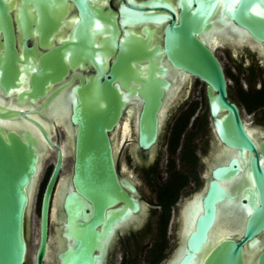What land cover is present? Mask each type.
Here are the masks:
<instances>
[{
    "label": "water",
    "instance_id": "1",
    "mask_svg": "<svg viewBox=\"0 0 264 264\" xmlns=\"http://www.w3.org/2000/svg\"><path fill=\"white\" fill-rule=\"evenodd\" d=\"M60 1L0 0V264H26L30 194L44 150L33 128L54 156L40 203L36 264L67 160L58 222L75 247L66 264H96L93 251L103 236L116 227L112 241L116 230L138 227L146 215L135 186L117 174L109 133L135 105L138 146L150 148L188 77L204 86L212 131L235 155L211 172L191 203L185 246L173 264H246L245 251L248 264H264V137L250 136L210 47L222 36L236 51L250 46L264 56V0H127L116 11L72 0L78 19L54 44ZM36 115L66 119L71 155H63ZM231 154L214 152L211 167ZM238 174L239 213L222 209L235 196L220 185ZM225 231L238 236L218 240Z\"/></svg>",
    "mask_w": 264,
    "mask_h": 264
},
{
    "label": "flooded vegetation",
    "instance_id": "2",
    "mask_svg": "<svg viewBox=\"0 0 264 264\" xmlns=\"http://www.w3.org/2000/svg\"><path fill=\"white\" fill-rule=\"evenodd\" d=\"M134 1L138 2L141 0ZM18 2L19 0H12L13 5H16ZM126 2L127 0L88 1V3L92 6H100L103 11H107L108 9L116 11V9L121 4ZM59 3H61V7L60 12L55 16V22L56 25H58V30L54 34V44H57V40L62 39L65 32L67 33V30L69 29L68 27L72 26L78 19L77 10L72 0L60 1ZM28 8L31 11V5H28ZM31 42L32 41L30 40L27 43V46L30 47ZM211 44L212 45L210 47L212 48V50H216L217 48H221L224 46V48L226 49L225 51L228 52V56L231 59L232 63L242 69H246V65L239 63L235 58L236 56L248 57V69L251 74L255 70L257 71L260 82H251L252 79L249 77L247 81L251 85H248L245 96L251 97L256 91H264V69H262L264 67L262 65L264 64V57L259 55L258 51L256 50L257 48L245 46L242 50L236 51L235 45L230 43L222 36H218V38L216 37L212 39ZM17 50L20 53L19 48ZM243 63H245V60H243ZM192 80L197 81L202 89V105L206 107V114L209 118L210 126H207V128L210 129V137H208V140H206L205 144H203L204 141H201L200 144L196 142L195 137L197 135V132L195 133L193 131H190L189 129L193 126V123L197 118V113L201 109V107L198 108V106L193 105V103H188L185 109L174 120L172 126L169 129L166 141L164 142L166 148V163L165 167L160 168L159 165L162 160V156L159 147L161 148L162 145L164 134L163 128L166 124V121L172 116V110L174 106H176V104L178 105L181 102H186V99L189 98ZM257 84L258 88H255ZM228 98L230 101L234 102L237 105L242 117L241 107L238 102H236L231 97V93L229 90ZM130 108H128V110H130ZM260 108L264 109V98L261 100V104L255 109L250 110L247 105L245 106L248 114H255V112H257L256 110ZM128 110L126 109L123 112V116L119 122L117 131L115 129L114 131L110 132L109 136L111 137L113 145L115 143L117 174L119 177H123L135 186L136 198L138 199L140 207L142 204L146 207V215L144 220L138 227L130 226L124 231L116 230V236L112 241V234L114 233L116 227L114 228L111 235L103 236L100 239V246L94 249L93 255L96 256V264H173L175 259H177L181 248L185 246V240H183L184 238L182 239L180 237L186 238L185 233L186 229L188 228H186V226L188 224V216L190 215L189 210L191 203H194L195 206L198 199L202 196L208 182L211 179V172L216 167L223 165V163H225L228 159L234 157L235 152L234 150L220 144L215 134L213 133L204 86L197 79L186 80L177 100L171 103L170 110L167 112V114H165L164 122L160 125L161 127L158 131V136L155 144L147 150L141 149L137 143L135 123L136 110L132 117L128 113ZM35 118L45 127L50 138L52 139V131L54 130L56 125H59L60 127H62V129L64 128L62 124H58L56 121L53 122V120H48L45 118L42 119L41 116ZM247 122L248 121L244 120L247 130H249L250 132V136L255 140H259L260 138H262V135L259 134V130L251 127ZM26 125L31 126L27 123ZM205 125V121L202 122V124L199 125V127L201 128L199 131H201L203 127H205ZM31 127L33 128V126ZM33 130L44 148L41 157V169L36 181L38 182V186H40L41 182L39 183V177L42 170V163L45 155L48 154L49 147L41 139L35 128H33ZM64 135L65 140L68 142L69 138H71L70 133L67 131L65 132L64 130ZM112 135H114L115 139L112 138ZM53 141L58 143L55 140ZM58 145L61 147L64 154V146L66 144L64 145V143H58ZM118 147L120 148L118 149ZM135 147L137 148L136 150H134ZM122 151L125 152L124 155L127 157L125 160V164H121V162L118 161V159H120L118 155ZM214 152H231L232 154L222 163L211 167V158ZM66 154L68 156V151H66ZM52 166L47 177L45 178L40 193L39 211L42 194L52 171ZM179 166L181 167V169L178 168ZM198 166L202 172V186L198 191L189 193V186L191 185V183L199 181L197 174ZM130 167H132L133 174H138V176L141 175L142 180L147 185L154 188L155 202L153 204L151 203L150 210H148L147 207L149 206V204H146L141 199L139 185L133 180L132 173L127 172V168ZM64 171L65 168L61 172V176H59V178L57 179V183L55 186L56 188H54V192L52 194V202L50 203L48 216L46 248L45 254L42 258V264H66L68 260L67 256L69 255L68 250L75 247L72 238L68 237L65 234V228L62 225V221L58 222L60 190L61 186L64 183L67 185V179L62 177V175L66 174H64ZM226 184L230 185L226 186ZM220 185L232 196H235V200L233 201V203L227 204V206L222 207V209L226 208L227 210H232L239 213L240 209L238 208V205L236 203L240 190L244 188V183L242 182L239 174L230 180L221 182ZM38 186L36 188V194L38 193ZM54 208L56 209L54 210ZM31 209L32 204L30 207V211ZM139 212H141V209L139 210ZM150 216H152L153 219L156 218L157 220H155L153 225L149 223L147 226H145L144 221L147 217ZM62 217L63 216H61V219ZM181 220L184 221V224ZM237 232L225 231V236H220L218 240L230 237L231 235L238 236ZM182 240L184 243L182 242ZM27 243L28 254L26 264H36L35 256L39 243L38 223L35 228V232H32L31 229H29L27 233ZM245 255L247 261L246 251Z\"/></svg>",
    "mask_w": 264,
    "mask_h": 264
},
{
    "label": "rangeland",
    "instance_id": "3",
    "mask_svg": "<svg viewBox=\"0 0 264 264\" xmlns=\"http://www.w3.org/2000/svg\"><path fill=\"white\" fill-rule=\"evenodd\" d=\"M226 49L223 47H219L215 50V53L218 57V59L220 60L224 73L226 75V79H227V83H228V90L231 93V97L238 102V104L241 107V111H242V117L245 121H248L247 123L250 124L251 127H258L255 129H260L262 128V130L264 131V109L260 108L258 110H256L257 112H255V114H248V111H246L245 106L247 104H249V102L246 104H244V100H248V97L245 96L246 95V90L248 89V85H251L247 80L250 77L252 79L251 82H260V78L258 77V73L255 70L252 74L250 73L249 69H248V57H243V56H236V60H238L239 63L246 65V69H242L236 65H234L231 61V59L228 56V52L225 51ZM244 55V54H243ZM243 60H245V63H243ZM248 61V62H247ZM264 66V64H262ZM264 69V67L262 68ZM251 87V86H250ZM255 88H258V84L256 85ZM256 90V89H254ZM203 95H202V89L200 84L195 81L192 80V86L190 88V93H189V98L186 99V102H181L178 105L176 104V106H174L173 108V112H172V116L166 121V124L164 126V134H163V139H162V145L161 148L159 147V150L161 152V156H162V160L160 162V168L165 167V163H166V148L164 145V142L166 141L167 138V134L169 132L170 127L172 126L174 120L177 118V116L185 109V107L187 106L188 103H193V105L201 107V109L198 111L197 113V118L195 120V122L193 123V126L189 129L190 131L193 132H197L196 135V142L200 144V142L204 141L203 144H205L206 140H208L209 136V130L207 128V126H210V122H209V118L206 114V107L204 105H202L203 102ZM206 123L205 127H203V129L201 131H199L201 128L199 127L200 124H202V122ZM62 132V133H61ZM63 134V135H62ZM52 136H53V140L57 141L58 143H65V135H64V130L62 129V127H60L59 125H56L54 130L52 131ZM131 139V138H129ZM120 147H118L119 149ZM125 150V147H124ZM123 150V151H124ZM120 152V154L118 155L120 157V159H118L119 162H121V164H125V160H126V156L124 155L125 152ZM53 159L54 156L53 154L50 156V154H46L44 159H43V163H42V170L40 173V186H38V182L36 183V187H35V191L33 193L32 196V209L30 211V219H29V226L32 232H35V228L37 226L38 223V211H39V201H40V193L45 181V178L47 177L50 168L53 164ZM70 161L67 160L65 162V171L64 174H68V172L70 171ZM179 169H181V167H178ZM127 172H133L132 167L127 168ZM197 174H198V178L199 181L195 182V183H191V185L189 186V193H192L194 191H198L201 186H202V182H201V178H202V172L199 169V166L197 168ZM63 178H66L65 175H62ZM132 177L133 180L135 182L138 183L139 188H140V192L142 193V196L144 198V201L146 204H149L148 210L151 209V203L153 204L155 202V192H154V188L147 185L143 180L141 175L138 176L135 175V173H132ZM42 179V181H41ZM38 186V193L36 194V188ZM155 220H157L156 218L153 219L152 216L147 217L146 220L144 221V225L147 226L149 223H151L153 225V223L155 222ZM174 227V226H172Z\"/></svg>",
    "mask_w": 264,
    "mask_h": 264
},
{
    "label": "bare ground",
    "instance_id": "4",
    "mask_svg": "<svg viewBox=\"0 0 264 264\" xmlns=\"http://www.w3.org/2000/svg\"><path fill=\"white\" fill-rule=\"evenodd\" d=\"M218 38V37H217ZM212 45V44H211ZM234 47V46H233ZM257 50V49H256ZM262 56V55H261ZM262 57H264V56H262ZM189 79H191V78H187V80H189ZM182 91V90H181ZM175 100H171V103L172 102H174ZM128 110V109H127ZM135 105H134V107L132 106L131 108H130V110H128L129 112V114L131 115V117H132V115L135 113ZM34 117H38L37 115L36 116H34ZM44 117H42V119H43ZM45 119H47V118H45ZM131 119V118H130ZM48 120H50V119H48ZM58 124H62L63 126H64V130H65V132L67 131V132H69L70 133V130H69V127H68V125H67V122H66V119H60V118H57L56 120H55ZM48 122H51V121H48ZM54 122V121H53ZM49 124V123H48ZM27 126V125H26ZM119 126V125H118ZM48 127V126H47ZM125 127V126H124ZM127 128H128V125H127ZM259 130V134H261L262 135V137H264V133L262 132V130L261 129H258ZM128 131V130H127ZM129 132V131H128ZM69 135V134H68ZM70 136H71V134H70ZM254 136V135H253ZM67 138H69V137H67ZM115 139V138H114ZM70 140V141H69ZM69 140H68V142L66 143H64V147H65V150H64V154L63 155H67L66 154V151H68V154L69 155H71V146H72V138H69ZM115 141V140H114ZM45 143V142H44ZM47 145V144H46ZM43 146V145H42ZM48 146V145H47ZM49 147V146H48ZM60 147V146H59ZM67 147V148H66ZM61 148V147H60ZM49 150H50V148H49ZM49 150H48V154H50V152H49ZM62 150V149H61ZM63 152V151H62ZM43 154V153H42ZM115 157H116V152H115ZM40 164H41V160H40ZM40 169H41V167L39 166V172H40ZM38 175H39V173H38ZM38 175H37V177L35 178V180H34V183H33V186H32V190H31V194H30V198H31V202H32V196H33V193H34V190H35V185H36V181H37V179H38ZM61 176V175H60ZM60 185V184H59ZM62 186H67L65 183L62 185ZM31 202L29 203V211H30V207H31ZM56 208H54V210H55ZM185 209V208H184ZM188 209V208H187ZM187 212V211H186ZM184 213V212H183ZM185 214V213H184ZM184 217V216H183ZM182 218V217H181ZM185 220V219H184ZM181 221H183V220H181ZM186 222V221H185ZM183 224H184V221H183ZM185 227V226H184ZM182 228V227H181ZM184 229V228H183ZM237 232V231H236ZM238 233V232H237ZM236 233V234H237ZM180 238H184V237H180ZM219 238H220V236H219ZM184 240V239H183ZM183 240H182V242H183ZM245 262H246V264H247V261H246V255H245Z\"/></svg>",
    "mask_w": 264,
    "mask_h": 264
},
{
    "label": "trees",
    "instance_id": "5",
    "mask_svg": "<svg viewBox=\"0 0 264 264\" xmlns=\"http://www.w3.org/2000/svg\"><path fill=\"white\" fill-rule=\"evenodd\" d=\"M264 98V91H256L253 96L248 97V100H244L245 103L247 104L248 108L255 109L261 104V100Z\"/></svg>",
    "mask_w": 264,
    "mask_h": 264
}]
</instances>
